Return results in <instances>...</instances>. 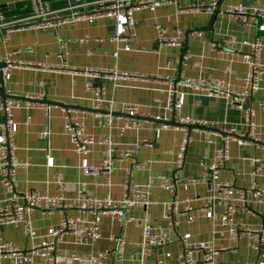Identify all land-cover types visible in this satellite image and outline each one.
<instances>
[{
    "label": "crops",
    "instance_id": "crops-1",
    "mask_svg": "<svg viewBox=\"0 0 264 264\" xmlns=\"http://www.w3.org/2000/svg\"><path fill=\"white\" fill-rule=\"evenodd\" d=\"M193 1L172 0L154 11L146 8L134 11L137 35L132 49L124 51L121 49L123 43L109 39L114 34L110 19L100 18L93 23L77 21L63 23L56 28L37 29L30 26L33 20L30 19L29 0H0L3 14L0 18V58L10 55L14 59L40 65L37 68L12 69L9 79L0 77L1 100L5 97L20 100L29 95L36 102L30 107L12 109L15 153L18 159L27 163L26 168L17 171V191L21 193L29 187L49 195L71 198L83 190L91 197H103L109 193L113 198H119L127 177L134 184L150 190L151 203L146 208L131 207L128 214L132 220L123 227L115 217L105 215L100 221V237L92 243L78 244L75 235L66 234L64 241L57 245L56 264H92L87 258L98 252L107 253L103 264H150L154 258L176 264L177 255L182 249L181 235H186L190 242L210 241L217 248L223 247L216 264H264V244L259 243L256 249L253 247L255 240L248 234L234 235L230 231L231 224L252 228L264 225V201L258 203L250 198L244 204L236 202V210L227 225L221 221L220 205H216L212 212L199 210L213 186L212 180L200 178L204 170L199 160L204 155L207 158L213 156L228 126L234 125L240 131H248L243 123V112L222 98L208 97L179 84L185 78H224L233 87L240 88L242 77L249 67L241 58H232V47L247 51V45L241 42L251 40L256 35L261 36L264 42V33L223 13L227 4H238L244 0H221L220 8L213 13L189 9ZM245 1L250 5L251 0ZM261 1L264 4V0ZM49 2L53 9L75 4V0ZM66 14L60 12V16ZM155 24L165 28L167 36L178 35L182 46L157 47ZM212 43L216 46H212ZM116 49L118 56L115 58L113 52ZM64 62L78 69L116 65L120 70L133 73L134 77L125 80L93 79L92 87L101 86L103 97L116 102L115 113L121 110V103L138 105V116L144 120L143 126L139 129L126 128L128 117L125 113L121 118L114 119L111 127L99 125L91 108L94 92L86 87L88 79L84 75L50 67L60 66ZM261 62L264 63V49ZM168 79L176 82L177 88L184 92L181 115L214 121L216 125L212 129L218 132L206 137L202 132L191 130V141L182 168H176L174 160L179 141L184 135V125L174 120L178 124L170 123L172 126L164 129L162 122L154 118L165 112ZM263 102L264 76L248 101L254 110L251 128L257 139L248 137L244 142L231 138L228 159L219 172L220 180L236 188L249 186V173L255 165V157H259L261 163L256 181L264 188ZM46 104H50L48 114L44 110ZM66 108L84 121V132L92 137L85 153L74 150L71 137L64 130ZM3 117L0 111V122ZM47 126L50 134L48 138H42L39 133ZM107 134L114 141L113 169L108 174H83L82 165H97L104 157V146L99 140ZM127 149H133V155L120 157V152ZM136 163L144 167L137 168ZM159 174L177 180L176 197L184 200L177 204L179 213L174 218L178 224L174 229H168L163 216L164 202L171 200L174 192L159 186L156 178ZM192 178L199 180L191 181ZM8 196L0 182V207L10 204ZM187 206L191 207L188 214H182ZM63 214L86 220L90 218L88 214H80L69 208L49 212L35 209L27 212L23 222L0 226L2 241L29 249L50 238ZM189 215H193L191 221ZM144 223L165 228L170 242L140 261L138 256L130 255L139 244ZM122 229L126 231V237L122 255L118 258L114 237ZM194 259V264H201L202 254L196 253ZM0 264L46 262L39 252L34 253L32 261L26 263L0 253Z\"/></svg>",
    "mask_w": 264,
    "mask_h": 264
},
{
    "label": "built area",
    "instance_id": "built-area-1",
    "mask_svg": "<svg viewBox=\"0 0 264 264\" xmlns=\"http://www.w3.org/2000/svg\"><path fill=\"white\" fill-rule=\"evenodd\" d=\"M31 7L30 19L33 22L31 27L41 29L49 27H58L63 23H74L84 21L93 23L97 19L107 18L113 22L114 34L109 37L111 41L123 43L121 49L129 51L132 49V42L136 38L135 20L133 12L146 8L154 11L161 5L170 4L172 0H75V4L62 9H53L50 6L49 0H29ZM92 4L90 8L88 5ZM221 0H195L191 2L189 9L193 11H203L213 13L214 10L220 8ZM223 13L228 17L238 19L258 32L264 33V4L261 0H251L250 5L242 4H227L223 8ZM60 12H66L64 16H60ZM3 14L0 11V18ZM18 28H22L18 26ZM156 28V46L164 45L182 46V41L176 36H167L166 29L160 24H155ZM179 34V31H178ZM101 40V39H97ZM247 45L248 50L242 51L237 47H232V58H241L247 63L249 69L246 75L242 77V85L240 88H235L224 78L208 79L205 77L185 78L179 84L188 90L198 92L208 97L222 98L243 112V123L248 128L247 132L240 131L236 126L231 125L224 129V135L220 145L215 149L211 158L205 155L199 160L200 166L204 173L200 177L202 180H212L213 186L211 192L204 198L199 210L202 212H212L216 205L222 207L221 221L224 225L230 222V216L236 210V202L242 204L252 200L262 203L264 201V188L259 186L256 177L261 169L260 158L255 157V165L249 173L250 183L245 188H236L230 183L219 179V172L228 159L229 140L237 138L240 141L256 137L252 132V116L253 108L248 103L252 94L259 88L260 81L264 76V63L261 62V55L264 49V42L261 36L256 35L251 40H243L241 42ZM212 46H216L212 43ZM118 56V49L113 52V57ZM40 67L37 63L31 61H23L12 58L10 55H5L0 58V77L5 79L10 78L12 69L22 68H37ZM54 69H63L71 74L84 75L88 81L87 88H92L94 96L92 98V109L98 119V124L105 127H111L114 119L121 118L125 113L128 117L125 127L128 129H139L143 126L144 120L140 118L138 105L121 103V110L115 113L116 102L112 99L103 97V88L101 86L92 87L93 79L107 78L111 80H125L134 77L133 73L120 70L116 65L111 67H84L78 69L67 63H62L60 66L51 65ZM138 76V75H135ZM167 79V77H165ZM165 99V112L161 115H155L154 118L161 121L162 128L167 129L172 125L169 123L171 119L179 122L181 125H190V128L183 127L184 135L179 141L174 165L176 168H182L185 160V155L189 142L191 141L190 131L202 132L206 137L211 133H218L212 127L216 122L205 119H198L191 116L181 115V107L183 103L184 92L177 88V83L168 79ZM33 96L26 95L24 99H15L12 97L0 99V111L3 113V119L0 122V182L8 193L10 204L0 207V226L5 224H15L23 222L26 219L28 211L38 209L42 212H49L54 209H75L80 214H88V220L79 216H69L63 214L57 223L56 228L52 231L49 239L40 244L32 245L29 249H23L20 246L13 245L8 242H3L0 234V253L13 257L20 263L32 261V255L39 252L46 264H56V248L58 243L64 241L66 234L75 235V242L78 244H88L96 241L100 237V221L105 215L115 217L123 227L132 220V216L128 211L133 206L147 207L151 200L149 198L150 190L148 187L136 185L127 177L124 181V190L119 198H113L109 193L103 197H91L83 190H79L76 196L65 198L63 195H49L37 191L32 188H26L21 193L17 191L16 175L19 169L27 167L26 161L17 158L15 153V145L12 137L14 134V119L12 117V109L15 107H30L35 105ZM264 107V102L261 103ZM39 105H44L40 103ZM45 112L48 114L50 104L44 106ZM101 110H106L102 112ZM144 115V114H143ZM64 130L71 137L74 144V150L77 153H85L88 151L87 145L92 142V137L84 132V121L71 113V109L64 110ZM177 127V126H174ZM209 127L210 130L207 128ZM50 129L47 126L39 135L42 138H48ZM210 141V140H208ZM104 146V157L97 165H82L81 171L83 174L106 173L108 174L113 169L114 161V141L109 134L99 140ZM137 147V146H136ZM133 149H127L120 152V157L133 155ZM137 168L144 167L141 163H136ZM128 170V169H127ZM129 173V170L127 171ZM159 186L166 188L171 193L174 192L173 198L164 202L163 216L167 222L168 229H174L178 222L174 218L178 214L177 204L183 202V199L176 197V179L173 177L159 174L157 175ZM191 181L199 180L192 178ZM191 207L187 206L182 211V214H188ZM193 215H189L191 221ZM230 231L234 235L246 233L255 240L254 248H258V244H264V225L259 228L248 226L233 225L230 226ZM126 231L121 230L119 235L114 237L117 246L118 258L121 257L125 242ZM182 249L177 255L176 264H194V255L202 254L201 264H216V261L223 251V247H215L210 241H195L190 242L186 235H181ZM170 242V237L167 230L163 227L152 226L149 223H144L142 226L141 239L135 251L131 252V257L138 256L140 261L144 256L156 252L164 244ZM107 258L106 252H98L89 255L87 261L92 264H103ZM150 264H168L167 262L154 258Z\"/></svg>",
    "mask_w": 264,
    "mask_h": 264
},
{
    "label": "water",
    "instance_id": "water-1",
    "mask_svg": "<svg viewBox=\"0 0 264 264\" xmlns=\"http://www.w3.org/2000/svg\"><path fill=\"white\" fill-rule=\"evenodd\" d=\"M242 4H247V5H248L249 2H247V1L244 0V1H242ZM181 59H182V58H180V61H181ZM5 98H6V97H5ZM92 110H93V109H92ZM101 111H102V112H106V111H104V110H101ZM140 118H142V117H140ZM169 123H171V124H178V123H176L174 120H170ZM184 126H186V127H190V125H186V124H185Z\"/></svg>",
    "mask_w": 264,
    "mask_h": 264
}]
</instances>
